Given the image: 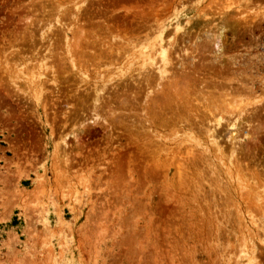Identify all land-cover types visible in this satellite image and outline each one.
Masks as SVG:
<instances>
[{"label":"rangeland","instance_id":"374dc122","mask_svg":"<svg viewBox=\"0 0 264 264\" xmlns=\"http://www.w3.org/2000/svg\"><path fill=\"white\" fill-rule=\"evenodd\" d=\"M263 93L264 0H0V264H264Z\"/></svg>","mask_w":264,"mask_h":264},{"label":"bare ground","instance_id":"6f19581e","mask_svg":"<svg viewBox=\"0 0 264 264\" xmlns=\"http://www.w3.org/2000/svg\"><path fill=\"white\" fill-rule=\"evenodd\" d=\"M218 9V8H217ZM221 11V10H220ZM251 20V19H250ZM56 21H57V19H56ZM57 23V22H56ZM55 23V24H56ZM49 27V26H48ZM51 27V26H50ZM49 27V28H50ZM60 27V26H59ZM254 27V26H253ZM51 29V28H50ZM64 31V30H63ZM82 35V34H81ZM112 39V38H111ZM96 41V40H95ZM212 41V40H211ZM65 42V41H64ZM131 43V42H130ZM137 43H139V42H137ZM209 43V42H208ZM133 45V44H132ZM140 46V45H139ZM219 46V45H218ZM108 48H110V47H108ZM140 48V47H139ZM147 49H148V47H146ZM145 48V49H146ZM117 49V48H116ZM146 49V50H147ZM118 51V50H117ZM125 51V50H124ZM123 52V51H122ZM126 52V51H125ZM144 52H146L147 53V51H145L144 50ZM219 53V52H218ZM103 54V53H102ZM117 54V53H116ZM149 54V53H148ZM154 54L155 55H157V57H159V59H160V61H158V62H160L161 64H160V66H158L157 67V72H158V75L157 76H159V79L162 81V79H164L165 77H167V76H169V75H167L168 74V72H167V70H166V67L168 66V63H167V57H166V54H165V51L163 50V47L162 46H160L159 47V49L158 50H156L155 52H154ZM194 54V53H193ZM121 55H122V53H121ZM125 55V54H124ZM143 55V54H142ZM146 55V54H145ZM145 55H143L144 57H145ZM155 55H154V57H155ZM220 55H221V53H220ZM198 56V55H197ZM200 56V55H199ZM198 56V57H199ZM117 57V56H116ZM240 57V56H239ZM192 58H193V55H192ZM46 59V58H45ZM118 59V58H117ZM116 59V60H117ZM136 59H138V58H136ZM41 60V59H40ZM43 60V59H42ZM133 60V59H132ZM140 60V59H139ZM189 60V59H188ZM197 60H198V58H197ZM40 62V61H39ZM105 62H106V60H105ZM190 62V61H189ZM198 62V61H197ZM41 63V62H40ZM131 63V62H130ZM72 64V63H71ZM104 64V63H103ZM127 64V63H126ZM129 64V63H128ZM145 64V63H144ZM143 64V65H144ZM190 64V63H189ZM203 64V63H202ZM39 65V64H38ZM111 64H109V66H110ZM218 65V64H217ZM228 65V64H227ZM108 66V67H109ZM194 66V65H193ZM43 67H45L44 65H43ZM111 67V66H110ZM188 67V66H187ZM192 67V66H191ZM39 68V67H38ZM40 68H41V65H40ZM50 68H51V66H50ZM112 68V67H111ZM170 68V67H169ZM181 68V67H180ZM42 69V68H41ZM40 69V70H41ZM107 69V68H106ZM105 69V70H106ZM182 69V68H181ZM93 70V69H92ZM96 70V69H95ZM198 71V70H197ZM80 72V71H79ZM86 72V71H85ZM17 73V72H16ZM128 73V72H127ZM156 73V72H155ZM124 74V73H123ZM126 74V73H125ZM194 74V73H193ZM200 74V73H199ZM226 74V73H225ZM18 75V74H17ZM81 75H83V74H81ZM147 75V74H146ZM98 76H99V74H98ZM183 76V75H182ZM181 76V77H182ZM156 77V76H155ZM189 77V76H188ZM168 78V77H167ZM199 79V78H198ZM87 80V79H86ZM184 84V83H183ZM95 86V85H94ZM148 86V85H147ZM207 86V85H206ZM102 87H103V85H102ZM100 88V87H99ZM209 88V87H208ZM180 89V88H179ZM96 90V89H95ZM97 91V90H96ZM95 91V92H96ZM202 91V90H201ZM260 91V90H259ZM98 92V91H97ZM96 92V93H97ZM152 92V91H151ZM150 92V93H151ZM149 94V93H148ZM264 94V93H263ZM183 96V95H182ZM261 96V95H260ZM252 97V96H251ZM250 97V98H251ZM262 97V96H261ZM96 98V97H95ZM98 98V97H97ZM162 98V97H161ZM240 98H243V99H241L240 100V102H237V101H233L234 103H229L230 105H228V108H229V106H230V112H229V114L228 115H231L232 116V118L233 119H230V120H232V123H227V122H225L226 123V125L228 124V126L232 129L233 128V130L236 128V123H244V125L245 124H247L244 120H246L248 117V115L250 114V113H248V111L250 110V109H248L249 107L251 108V107H256L257 108V104L259 105V103H261V101H262V99H256V98H253V99H249V98H245L244 96L243 97H240ZM239 98V99H240ZM258 98V97H257ZM192 99V98H191ZM217 99V98H216ZM232 100H233V98H232ZM238 100V99H237ZM258 100V101H257ZM94 101H97V100H94ZM200 101H201V99H200ZM217 101H219V100H217ZM239 101V100H238ZM249 101H251L250 103H249ZM245 102V103H244ZM240 104V105H238V104ZM153 104V103H152ZM227 104V103H226ZM242 104H244V106L243 107H241V105ZM174 106V105H173ZM212 107V106H211ZM109 108V107H108ZM181 108V107H180ZM200 108V107H199ZM227 108V107H226ZM225 109V108H224ZM214 110H216V109H214ZM229 110V109H228ZM251 111V110H250ZM99 112V111H98ZM155 112V111H154ZM248 113V114H247ZM96 114V113H95ZM209 114V113H208ZM220 113H218V114H215V115H211V114H209V116H210V119H211V121H213L212 123L214 124V128H216V126H219L220 125V123H222L221 121H222V118H220V115H219ZM227 114V113H226ZM97 115V114H96ZM96 115H94V117L96 116ZM99 115V114H98ZM97 115V116H98ZM199 115V114H198ZM104 116V115H103ZM188 116V115H187ZM230 116V117H231ZM250 116V115H249ZM224 117V116H223ZM251 117V116H250ZM250 119V118H249ZM252 119V118H251ZM251 119H250V121H251ZM96 120V119H95ZM228 120H229V118H228ZM227 120V121H228ZM249 121V120H248ZM231 122V121H230ZM200 123V122H199ZM211 123V122H210ZM251 123V122H250ZM166 124V123H165ZM196 124V123H195ZM224 124V123H223ZM197 125H198V123H197ZM220 126H222V125H220ZM228 126H227V128H228ZM248 126V125H247ZM249 126H250V124H249ZM200 127V126H199ZM202 127V126H201ZM213 127V126H212ZM211 127V128H212ZM226 127V126H225ZM224 129V128H223ZM217 130V129H216ZM221 130V129H220ZM219 130V131H220ZM213 131V130H212ZM225 131V130H224ZM237 131V130H236ZM214 132V131H213ZM231 132V131H230ZM231 133H233L232 135H234V133L235 132H231ZM182 134V133H181ZM213 134H215V133H213ZM240 134V133H239ZM207 135V134H206ZM218 137V136H217ZM223 137V136H222ZM207 138V137H206ZM212 139V141L211 142H209L208 140V142L207 143H211L213 146H215L216 148L215 149H217L219 146H218V143L216 142L217 140H215V138L213 137V138H211ZM210 138H209V140H211ZM235 139V138H234ZM223 141V140H222ZM234 145V144H233ZM239 148V147H238ZM217 151L219 152V154H220V150L219 149H217ZM216 151V152H217ZM234 151V150H233ZM222 152V151H221ZM231 152V151H230ZM216 154V153H215ZM231 154V153H230ZM233 155V154H232ZM243 166V165H242ZM244 167V166H243ZM209 169V168H208ZM260 171V170H259ZM257 176V175H256ZM225 199V198H224ZM252 199H253V197H252ZM254 200V199H253ZM255 201H256V199H255ZM257 202V201H256ZM251 254V253H250Z\"/></svg>","mask_w":264,"mask_h":264},{"label":"crops","instance_id":"0c3cea01","mask_svg":"<svg viewBox=\"0 0 264 264\" xmlns=\"http://www.w3.org/2000/svg\"><path fill=\"white\" fill-rule=\"evenodd\" d=\"M6 211H7V212L9 211V212H8V213H9V217H8V219H7V221H8V220L11 219V217H12V215L14 214V211H15V210H0V217H1L2 214H4V212H6ZM0 225H1V223H0ZM3 242H5V241H3ZM2 253H3V252H2Z\"/></svg>","mask_w":264,"mask_h":264}]
</instances>
